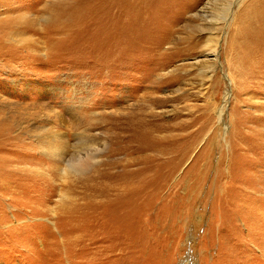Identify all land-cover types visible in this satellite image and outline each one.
Here are the masks:
<instances>
[{"label": "rangeland", "instance_id": "rangeland-1", "mask_svg": "<svg viewBox=\"0 0 264 264\" xmlns=\"http://www.w3.org/2000/svg\"><path fill=\"white\" fill-rule=\"evenodd\" d=\"M263 7L0 0V264H264Z\"/></svg>", "mask_w": 264, "mask_h": 264}, {"label": "bare ground", "instance_id": "bare-ground-1", "mask_svg": "<svg viewBox=\"0 0 264 264\" xmlns=\"http://www.w3.org/2000/svg\"><path fill=\"white\" fill-rule=\"evenodd\" d=\"M258 16L262 18L259 19V22L256 24V27L253 28L254 35L250 34L249 43H250V54L248 63L258 65L260 68L264 67V7L257 11ZM252 31V32H253ZM139 121L138 117H133L130 119V122L127 128H132L135 133L131 134L129 141L133 147H136L140 150L156 152L160 154V158H163L170 152L164 149L165 146H169L168 142L162 136H159V132L162 130V126L157 122L156 118L144 122H133ZM139 126H142L139 128ZM150 127V128H148ZM54 155H57L61 160L64 158V153L61 152L59 145L55 147ZM64 161V160H63ZM76 161V160H74ZM68 164V163H67ZM70 164V163H69ZM68 164V165H69Z\"/></svg>", "mask_w": 264, "mask_h": 264}]
</instances>
